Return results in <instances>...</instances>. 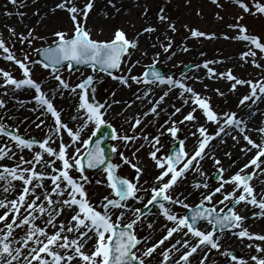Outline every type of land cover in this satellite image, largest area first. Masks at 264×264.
I'll return each instance as SVG.
<instances>
[{
  "label": "snow or ice",
  "instance_id": "6c2138e0",
  "mask_svg": "<svg viewBox=\"0 0 264 264\" xmlns=\"http://www.w3.org/2000/svg\"><path fill=\"white\" fill-rule=\"evenodd\" d=\"M10 3L17 5L18 0H10ZM94 3L95 0H83L82 4L77 0H59L51 9L53 13L57 9L65 11L72 23L71 30L54 31L52 43L36 49L43 57L39 63L50 70L49 75L57 82L54 89L45 91L43 84L33 78L32 65L36 61L27 54L19 58L13 51L14 45L10 47L0 35V59L18 66L21 72V77L17 78L11 71L0 68L2 95L8 96L9 86L13 91L32 89L35 93L32 99L37 105L32 110L40 111V115L50 114L53 118L45 137L34 139L21 135L18 128L10 130L11 126L2 122L6 113L0 114V137L8 141L0 147V161L7 158L15 162L11 165L0 163V264H153L157 256L158 264H193L196 255L198 264H215L209 259L213 250L226 258L225 264H264V234L250 231L246 226L249 217L237 211L242 204L245 208L251 206L259 209L252 212V218H264V189L258 192L252 183L258 175L264 176V125L250 127L248 120L237 111L218 112L210 96L201 95L188 83L190 79L203 83L205 77L225 80L233 93L239 86H246L248 91L240 97L237 108L247 107L249 118L256 115L258 105L264 103V38L250 33L241 21L245 15L264 16V0H232L239 11L227 28L235 35L223 33L226 40L246 42L247 50L240 53V59L261 70L256 79L241 78L232 69L218 71L213 65L223 61L217 59L193 66L203 67L205 77H189L183 71L179 78L161 73L156 67L161 56L167 54L165 58L171 60L176 55L174 41L167 32L161 33L163 40L157 36L151 44L152 49H159L153 52L152 64L142 74H133L132 69L141 63L140 59L134 62L131 59L139 50V36L156 33L158 28L148 25L133 38H129L123 28H117L109 40L94 39L87 27ZM108 3L119 11L116 0H108ZM211 3L218 8L224 7L221 0H211ZM19 6H24V0H20ZM148 11L145 7L143 15L147 16ZM216 17L224 20L219 12ZM157 19L167 30L177 31L164 7L159 9ZM188 31L197 39L217 38L216 33L196 28ZM9 32L18 36L21 44L46 40L35 34V29H30L26 35L17 34L14 28H9ZM189 50L187 45L183 47L184 52ZM148 55L147 50L141 52V56ZM75 65H86L92 73L104 72L129 89L136 85L135 100H112L111 103L97 100L95 75H86L75 85L64 78L65 68L71 73ZM65 91L75 94L79 100L76 114L72 116V120L80 121L75 127L62 119V112L54 103L55 97L63 96ZM214 91L220 96L225 95L219 88ZM173 93L182 105L171 104L173 111L168 113L158 134L147 133V117L158 120L161 113L167 112L161 105ZM115 95L113 92L112 96ZM137 100L147 101L151 107L142 114L126 117L130 125L128 131L118 132L105 119L108 110L120 103L130 108ZM190 101V110L175 119ZM6 108L7 101L0 97V109ZM44 124L46 121L41 120L36 126L39 128ZM180 125L196 129L190 133L196 138L190 150L185 148ZM209 126H214V131L210 132ZM104 128L111 129L105 139L120 142L111 148L112 153L119 155L120 162H112L105 154L103 140L99 138L104 136ZM138 128L139 132L136 131ZM165 135L174 141L168 152L162 151L161 137ZM227 137H231L233 147L239 145L243 156L247 157L235 171H231L235 161L225 168L214 151L218 145L227 143ZM137 141L141 143L137 144ZM121 145L123 149L132 150L131 156L125 154ZM145 148L149 149L147 155L156 172L151 180L141 182L145 169L137 154ZM26 150L30 153L28 158L24 154ZM224 156L232 159L230 151H225ZM206 159L212 161L215 169L211 175L202 168ZM121 163L135 171L133 178L118 174ZM88 169H102L105 179L95 183L110 189L99 200L89 194L87 186L92 180L86 174ZM190 171L198 173L203 180L194 183V191L187 194L177 191ZM193 196L197 202L190 204L188 201ZM177 207L186 211L178 212ZM126 216L129 217L127 221ZM151 216L156 218L145 219ZM161 217L165 221L161 229L163 235L153 243L154 225ZM145 226L148 231L141 235ZM228 234L241 242L248 241L245 247L253 250V254L246 259L224 249L222 240ZM166 242L169 243L166 245Z\"/></svg>",
  "mask_w": 264,
  "mask_h": 264
},
{
  "label": "bare ground",
  "instance_id": "6f19581e",
  "mask_svg": "<svg viewBox=\"0 0 264 264\" xmlns=\"http://www.w3.org/2000/svg\"><path fill=\"white\" fill-rule=\"evenodd\" d=\"M78 1V0H77ZM130 6H129V12L130 14H137V17H143V12L145 10V7L148 8V15L145 16L147 19H149L148 23H144L142 26V29L148 25L156 26L158 28V31L156 33L151 34H143L139 36V50L132 56V61L135 59H140L141 62H148L152 60L153 52L158 51L159 49H152L151 44L155 42V38L157 36H160V39L163 40L164 37L161 36L162 32H167V35L171 36L169 34V30L165 28L163 24H160L157 19V14L159 12V9L161 7L165 8V12H167V9H171L173 6L176 7V10L173 14L167 15L173 22H175L177 31L173 32L177 34V37L175 38L174 44H173V50L176 52V55L172 57L171 60L166 59V55L161 56V61H166L170 65H178L179 63L190 60L195 61L197 64H201L205 60H211V59H217L222 60L223 63L213 65L218 71H225L227 69H232L234 74H237L239 77L244 78L245 74L248 70V64H245L240 59V52H238L239 49H247V45L242 43L241 41L233 40V39H224L223 33H225L224 30V22L220 21L216 17V9H219L217 6L211 5V0H129ZM59 0H24V6L20 7L19 3L20 0H18L17 5H12L10 3V0H0V31L2 32V36L6 35V29L5 26L8 25L9 28L12 26L16 30L17 34L24 33L25 35L28 33L30 29H35V32L37 34L46 35L47 32L51 31V29H61L62 26L66 25L67 20L69 19L68 14L63 11L57 9L55 13L51 11L52 8L55 7L56 3H58ZM82 2V1H81ZM98 4H105L107 8L108 0H97ZM77 3H80L77 2ZM223 5L224 3L221 2ZM186 5V8H183V6ZM198 8L197 14H192L193 10L192 8ZM215 7V8H213ZM230 12H233V8L226 5L224 6ZM191 8V9H190ZM93 11V10H92ZM12 12L13 15L8 16L6 13ZM25 13L22 17L18 15L17 13ZM39 13L38 15L36 13ZM107 11L104 10L101 13H96L94 11V16L92 18V24L96 25L97 27H104L106 26L105 22H103L102 14L106 13ZM154 13H156L154 15ZM199 13V14H198ZM221 14V13H220ZM89 15H92L90 13ZM229 18V17H228ZM227 18V19H228ZM187 25V28L185 27ZM189 28H196L201 31H205L208 33H216L217 38L215 39H205V38H193L191 37L190 32L188 31ZM141 29V32H142ZM228 31L229 36L235 35V33H232L230 30ZM5 37V36H4ZM40 41V40H39ZM13 43V41H12ZM187 45L190 49L188 52L183 51V47ZM146 48L149 55L148 56H141V49ZM144 51V50H143ZM201 53H205V55H201ZM205 57V58H204ZM0 67L4 68L9 71H13L14 68L8 64L0 61ZM206 70L203 69V67H200L199 69H196L195 71L186 74L189 77H196L201 76L205 77ZM258 74L259 72H255ZM51 80L43 82L45 91H48L49 89H54L56 85L50 83ZM188 83L192 85L197 92H200L201 95H207L210 96L213 99L216 98H229V101L227 102L225 109L227 108H233L238 105L239 99L241 96L236 97L232 99V97L229 95V82L225 80H210L206 77L203 79V83H200L196 81L195 79L188 80ZM208 85L207 88L204 87V85ZM123 87V86H122ZM219 88L222 92L225 93L224 96L218 95L214 89ZM239 90H244L245 88H242V86L238 87ZM134 92H129L126 90H117L116 95L113 97L111 96V102L112 100H120V101H132L135 100ZM2 89H0V95L2 94ZM51 95V93H49ZM157 95L159 94V90H157ZM18 95L21 99L24 101V106L21 107V110L24 111V114H22L23 118L26 120V125L30 128V134L38 137L40 139H43L45 137L47 128L50 127L53 123V118L50 116V114L45 113L44 115H40V111H33L32 109L36 108L37 105L35 101H33L34 94L32 93V90L29 88H22L17 91H12L8 93V96L5 98L8 99L10 97L13 102ZM79 100L78 97L75 94H72L70 92L65 91L63 96L57 95L55 97L54 103L58 107H60L62 110V119L66 121L70 127H75L80 123L79 120H72V116L76 114V107ZM182 101L176 98L175 93L170 94L169 97L166 98V102L161 105L162 108H167V112L161 113L158 120H153L152 116L147 117V120L145 121H152L153 127L152 132L158 134V129L161 125H163L164 121L168 119V113H171L173 109L170 107L171 104H175L176 106L180 107L182 105ZM11 105L10 102L7 101V107ZM151 105L147 103V101H140L137 100L135 104L132 105V107L128 108L126 107V104L120 103V104H114L111 109L108 110V116L116 118L117 116L127 113L128 117H131L132 115L136 113H143V111H146L148 108H150ZM191 107V101L189 102V105L183 107V112L181 114H177L175 119H180L183 113H186L190 110ZM258 111L255 116L250 117V111L247 107L239 108L238 114L242 117H244L246 120H248L250 127H257L264 125V103H260L258 105ZM59 110V109H58ZM11 111V110H10ZM10 111H8V115L12 116L14 113L10 114ZM41 111H43L41 109ZM197 116L200 115L199 112L196 113ZM39 117V119H38ZM41 120L46 121V124L42 125L41 127H37L36 125L40 123ZM201 122H203V117H201ZM142 124L141 126H143ZM185 127V132L187 135L192 137L190 133L192 131H195V128H189L186 125H180ZM130 127V126H127ZM210 128V127H209ZM139 129V128H138ZM137 129V130H138ZM136 130V131H137ZM87 131V130H86ZM128 131V130H127ZM147 132V129H146ZM255 135V133H253ZM164 137V136H162ZM161 137V138H162ZM187 138V141H191V138ZM193 138V137H192ZM67 137H65V141H67ZM227 143L223 145H218L214 151L215 154L220 157L223 161L224 167L229 168L231 164L226 160V156H224L225 151H230L232 153V157H234L237 161L232 166L231 171H235L236 168L240 166V163H244L247 157L243 156V153L240 151V146L234 145V141L231 139V137H227ZM5 143H8L7 139L0 137V147H3ZM195 141L192 142L189 147H192L194 145ZM213 144H217V141H213ZM243 143V141H241ZM142 151L138 153L137 155L140 157V162L142 163V166L145 169V174L150 175L152 172L149 173L148 167L144 163V158H142ZM25 156L28 158L30 156V153L25 151ZM132 150L129 148L126 155L131 156ZM249 156H251V153H249ZM210 159H206L203 163L207 164ZM0 163L5 164H13L14 161L8 160L5 158L4 161H0ZM202 163V168H203ZM209 166V165H208ZM210 167V171L207 172L209 175L212 174V171H215L213 164ZM212 167V168H211ZM251 171V169H249ZM192 174L193 177H197L201 180H203V177L199 176L198 173H194L190 171L187 176ZM228 173H226L227 175ZM264 176L258 175L256 177V180L254 182V186L256 187L257 191L259 192L261 189H264ZM18 183V182H17ZM211 183V181H210ZM261 187V189H259ZM177 191H182L185 194H187L189 191H194L192 185H189L188 183H184L177 189ZM14 195V194H10ZM190 204H194L197 202V199L195 196L191 197L188 201ZM185 210V209H182ZM237 211L240 212L242 215H246L249 217V219L246 221V226L249 227V230L256 233H262L264 234V218H252V212L256 211L258 212V208H252L251 206H248L245 208L244 205H240L237 208ZM126 218H129L126 216ZM155 216H152L151 219H155ZM164 222L161 220V218L158 220V222L154 225V231L152 232L153 239L159 235L162 229V225ZM169 242H166V245ZM222 243L224 244V249L232 250L234 252H239L240 257L248 258L251 254H253V250L248 249L245 247V244L248 243V241L241 242L234 236L228 234L226 237L222 240ZM260 243V242H256ZM224 249H221L223 251ZM210 260L215 261V264H225V258L222 257L219 253L215 252L213 250L212 254L209 257ZM193 264H198V255L193 257Z\"/></svg>",
  "mask_w": 264,
  "mask_h": 264
},
{
  "label": "rangeland",
  "instance_id": "374dc122",
  "mask_svg": "<svg viewBox=\"0 0 264 264\" xmlns=\"http://www.w3.org/2000/svg\"><path fill=\"white\" fill-rule=\"evenodd\" d=\"M80 1V4H82L83 0H78L77 2ZM82 1V2H81ZM224 3H227L226 5L232 7L234 10L233 12H230V10H228L227 8L223 7V8H219L216 9V13L219 12L221 13L220 15L223 16L225 18V22H224V30L225 32L228 33L227 30H230L227 28V24L228 23H233L234 19L233 17L237 14V12L239 11L238 8L234 5L231 4L229 0H221ZM130 1L129 0H116V4H117V8H119V11L117 12L116 9H113L111 7V5H109V3H107V8L105 4H98L97 0H95L94 3V8L93 11L91 12L92 15H89L88 21H87V27L91 30L92 32V36L94 39L97 40H109L112 38L114 30L117 28H123L124 31L127 33L129 38H133L137 35V33L141 32L142 26L144 23H148L149 19H147L145 16H141V17H137V14H130L129 10V6H130ZM214 5V4H211ZM216 6V5H214ZM225 6V5H224ZM183 8H186V5L183 6ZM215 8V7H213ZM191 9V8H190ZM104 10H106L107 12L102 14V18H103V22H105L106 26L104 27H97L96 25L92 24V18L94 16V11L96 13H101ZM176 7L173 6L171 9H167V12H165V14L167 15H171L175 12ZM192 14L196 15L197 14V10L198 8L194 7L192 8ZM156 13H154L155 15ZM229 17V18H228ZM228 18V19H227ZM241 23L246 24L249 32L250 33H254L256 35L261 36L262 38H264V16H252V15H245V19L243 21H241ZM12 28V26H10ZM72 28V23L71 21L68 19L66 22V25L62 26L61 29H56V30H71ZM6 32L7 34L3 36V38L8 42L9 46H13V51L15 52V54L19 57V58H23L24 54H27L32 61H34L33 59H37V55L35 53V49L36 47H45L48 46L49 44L52 43V41L55 39V37L52 35V33L54 31H56L55 29H51V31L47 32L46 35H41L38 34L40 36L46 37V40H36L34 41L31 45H28L27 43L21 44L19 42L18 36H13L11 35V33L9 32V26L6 25L5 26ZM231 32H233L232 30H230ZM35 34H37L35 32ZM169 34L171 35L172 39L175 40V38L177 37V34L171 32L169 30ZM13 41V43H12ZM143 50H146V48H143L140 50L141 52ZM238 52H242L247 50L246 48L244 49H239L238 48ZM205 58V57H204ZM137 60V59H135ZM134 60V61H135ZM133 61V62H134ZM152 64V60L148 61V62H141L139 65H137L136 67H134L132 69L133 74L139 75L142 74L146 69L147 66ZM197 63L195 61H190V60H185L181 63H179L178 65H170L168 64L166 61H161L158 66L166 71H172V73L174 74L173 76L176 78L180 77L181 74V69L187 65H196ZM11 66H13L14 70L12 71L13 75L16 76L17 78L21 77V72L18 68V66H14L12 63L10 64ZM248 70L247 73L245 74L244 79H256L259 77V75L261 74V70L260 69H256L255 67H253L251 64L247 65ZM125 66L122 65V68H124ZM32 69H33V78L36 79L38 82L41 81H49L51 80L50 83L57 85V82L49 75V70L43 68L42 66L37 65L36 63L32 65ZM197 68H193L192 71H195ZM259 72L258 74H256L255 72ZM189 72V73H190ZM118 75L120 74L119 72L117 73ZM126 74V73H125ZM188 74V73H186ZM86 75H95L96 80H101L100 83L95 85V97L97 100L104 102L107 101L108 103H111V96L112 93L115 92L117 93V90H126L129 92H134L137 90V86L133 85L131 89L126 88V87H122V85L119 84V82L117 80H114L112 77H108L106 75H103L99 72L96 73H92L91 69H83V70H79V71H72L71 73L68 72L65 68V70L63 71V76L65 79H67L69 81L70 84L75 85L77 83H79L81 81V79H83ZM242 88H245L244 90H239L237 89L236 92H232L229 95L232 97V99L242 96L243 94H246L248 89L246 86H242ZM12 88L11 86H9V92H12ZM2 92H4V89H2ZM15 92V91H14ZM17 92H19V90H17ZM3 94V93H2ZM0 95V97L4 98L6 101L10 102L11 105H9L6 109H0V114H4L6 113V116L4 118V120L2 121L3 123L11 126L10 129L11 130H15V129H19V133L27 138H34V139H40L38 137H35L33 135L30 134V128L26 125V120L25 118H23L22 114H24V111L21 110V107L24 106V103H18V101H23V99L20 98V96L18 95V97L11 102L10 100H12L10 97H8V99H6L3 95ZM209 92L207 93L208 96ZM237 99V98H236ZM229 101V98H216L213 99L211 98V103L212 105L215 107V109L218 112H223V111H237L238 112V108L237 106L233 107V108H227L225 109L224 107H226L227 102ZM24 102V101H23ZM59 110H62L60 107H58ZM11 110V111H10ZM8 111H10V114H12V112L14 113V115L9 116L8 115ZM128 117L127 113H123L119 116H117L116 118H111L110 115H106L105 119L108 120L112 125H114L117 129L118 132H127V130L129 129L130 126L125 118ZM146 124H148L147 126V133L151 134V135H156V133L152 132V127H153V123H148L146 122ZM170 126V125H169ZM143 126H141V128H143ZM182 129V133H181V137L182 139H185V146L188 147V145H190L192 142H196V138L195 137H190L189 135L186 134L185 132V127L184 126H180ZM209 131H214V126H209ZM145 129V131H146ZM140 129L137 130V132H139ZM191 138V141H187V138ZM137 144L141 143V141H137ZM161 143L163 145L162 151L163 152H168L171 147L174 144V141L172 140V138H170L169 136L165 135L164 137L161 138ZM111 147L113 145H119L120 142L119 141H115L112 140L110 142ZM195 144V143H194ZM193 147V146H192ZM189 147V150L192 148ZM122 150L125 151V154H127L128 149H123L122 145H121ZM149 149L145 148L142 151V158H144V163L145 165L148 167V171L149 173L152 172L150 175H147L144 173V175L141 177V182H143L145 179L151 180V177L155 175V168L153 167V162L151 161V159L148 157L147 153H148ZM226 160L230 163H233V161H237L234 157H232V161L227 157ZM112 162L116 163V162H120L119 159V155L118 154H114L112 153ZM205 163V162H204ZM203 163V170L205 172H209L210 171V167L212 166V161H209L207 164ZM243 164L240 163V165ZM142 165V163H141ZM209 165V166H208ZM212 168V167H211ZM215 171H212V173H214ZM89 178L92 180V183L90 185H88V191L89 194L91 196H93V198L95 200H99L103 195H106L110 189H107L103 184H96L95 181L96 180H102L105 179V175L102 171H99L97 173H86ZM118 174L126 177V178H133L135 176V171L127 164H122L121 163V167L118 170ZM201 179L197 178V177H193L192 174H190L189 176H187V178L184 180V183H188L189 185H193L194 183L200 181ZM140 206V205H138ZM220 207H223V205H221ZM176 211L178 212H184L182 209L180 208H176ZM147 218V217H146ZM145 218V219H146ZM129 218L125 217V221H127ZM161 220L165 223L164 219L161 217ZM139 230V229H138ZM148 229L145 226V229L143 232H141L140 234L143 235L145 232H147ZM166 231V230H165ZM163 235V231H161L159 233V235L157 237H155L152 242L154 243L156 241V239H158L160 236ZM159 252V249H158ZM237 253L239 256V252H235ZM155 255V254H154ZM226 259V258H225ZM159 261V257L157 256L156 259L153 261V264H158Z\"/></svg>",
  "mask_w": 264,
  "mask_h": 264
},
{
  "label": "water",
  "instance_id": "95a60500",
  "mask_svg": "<svg viewBox=\"0 0 264 264\" xmlns=\"http://www.w3.org/2000/svg\"><path fill=\"white\" fill-rule=\"evenodd\" d=\"M188 68H189V67H188ZM188 68H187L186 70H188ZM109 135H110V134H109ZM109 135H108V136H109Z\"/></svg>",
  "mask_w": 264,
  "mask_h": 264
}]
</instances>
